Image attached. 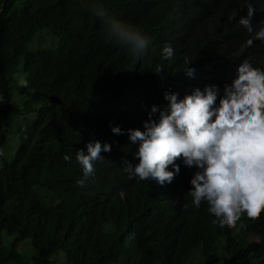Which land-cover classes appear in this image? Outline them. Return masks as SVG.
I'll return each instance as SVG.
<instances>
[{"label": "trees", "instance_id": "obj_1", "mask_svg": "<svg viewBox=\"0 0 264 264\" xmlns=\"http://www.w3.org/2000/svg\"><path fill=\"white\" fill-rule=\"evenodd\" d=\"M96 2L148 37L142 56L107 35ZM248 3L255 32L264 0H0L1 131L24 94L13 162L1 156L6 139L0 144V264H27L19 244L29 239L34 264H55L61 252L64 264H264V209L232 227L213 224L205 201L191 203L194 168L178 157L170 183L129 179L122 160L138 163L137 144L109 127L143 130L150 106L167 104L165 91L182 98L214 83L222 94L245 59L264 70V41L235 20ZM166 43L170 58L161 55ZM97 139L111 150L78 185L75 153ZM5 232L19 235L10 248Z\"/></svg>", "mask_w": 264, "mask_h": 264}, {"label": "clouds", "instance_id": "obj_2", "mask_svg": "<svg viewBox=\"0 0 264 264\" xmlns=\"http://www.w3.org/2000/svg\"><path fill=\"white\" fill-rule=\"evenodd\" d=\"M92 12L116 43L134 55L144 54L148 37L140 29L109 15L98 2L92 4ZM255 12L248 3L246 15L235 20L253 33L254 39L264 41V26L253 30ZM236 16L234 10L230 19ZM247 43L251 44L252 39ZM173 51L171 44L166 43L161 49L162 58L172 57ZM161 71L157 64L154 72ZM184 71L187 76H194V68L187 66ZM236 73L230 84H224L222 94L214 83L203 89L196 87L182 98L176 92L165 91L163 99L167 104L150 106L143 130L109 125L113 134L126 131L128 141L137 144L133 155L138 163L122 160V170L129 179L170 183L180 172L174 161L182 158L184 166L194 168L188 190L191 203L199 207L205 201L207 211L215 217L212 223L221 228L234 226L242 214L255 218L264 209V70L254 68L245 59ZM85 149L75 153L83 177L76 181L78 185L85 183L94 171L93 163L104 158L101 152H109L111 144L91 140Z\"/></svg>", "mask_w": 264, "mask_h": 264}, {"label": "rangeland", "instance_id": "obj_3", "mask_svg": "<svg viewBox=\"0 0 264 264\" xmlns=\"http://www.w3.org/2000/svg\"><path fill=\"white\" fill-rule=\"evenodd\" d=\"M39 37L36 38L34 44L31 46V50H36L34 46L38 44ZM59 42V40H58ZM21 95V96H20ZM18 95V100L20 103L15 104V120L11 123V127L6 128L4 131H1L0 128V144L5 138V143L1 146V156L6 159L8 162H13L15 159L20 147H21V132L19 131V123L23 120L24 115L21 112L23 109L22 106V97L24 94ZM35 120L33 116L30 117L31 123ZM19 235L12 236L9 232L4 233L5 243L8 248L11 247L12 239L15 240ZM19 250L23 254L27 264H34V257L36 256V249L33 246L32 240L29 239L27 241H22L19 244ZM55 260V259H54ZM55 264H64L66 262V254L65 252H61L59 256L56 257Z\"/></svg>", "mask_w": 264, "mask_h": 264}, {"label": "bare ground", "instance_id": "obj_4", "mask_svg": "<svg viewBox=\"0 0 264 264\" xmlns=\"http://www.w3.org/2000/svg\"><path fill=\"white\" fill-rule=\"evenodd\" d=\"M24 259V258H23Z\"/></svg>", "mask_w": 264, "mask_h": 264}]
</instances>
